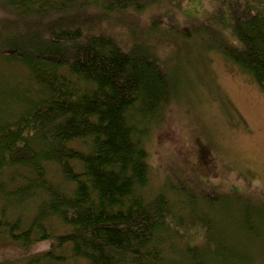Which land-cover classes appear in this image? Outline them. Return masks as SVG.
<instances>
[{"label": "trees", "instance_id": "16d2710c", "mask_svg": "<svg viewBox=\"0 0 264 264\" xmlns=\"http://www.w3.org/2000/svg\"><path fill=\"white\" fill-rule=\"evenodd\" d=\"M81 1L0 0V251L14 264H174L183 197L149 193L144 141L174 84L148 46L124 50L88 32L111 18L121 28L152 0ZM244 16L225 28L234 45L221 51L264 92V10ZM201 195L206 207L218 197ZM250 213L253 233L248 221L264 217ZM198 238L180 245L187 264H246L223 240ZM41 244L49 249L38 253Z\"/></svg>", "mask_w": 264, "mask_h": 264}, {"label": "rangeland", "instance_id": "374dc122", "mask_svg": "<svg viewBox=\"0 0 264 264\" xmlns=\"http://www.w3.org/2000/svg\"><path fill=\"white\" fill-rule=\"evenodd\" d=\"M245 8L264 10V0H152L143 12L122 19L121 28L111 18L88 31L108 32L124 50L135 42L148 46L174 84L171 101L144 139L149 193L172 200L169 188H175L183 197L184 209L173 210V226L183 234L181 244L172 243L174 264H187L182 247L200 246L199 234L214 247L223 240L246 264H264V222L248 221L253 233L244 224L250 212L264 217V92L221 51L234 45L224 38L225 28L232 32L249 21ZM201 194L218 197L206 207ZM204 224L206 229L199 226ZM6 243L0 238V248ZM48 249L41 244L36 252ZM10 255L0 251V264H14Z\"/></svg>", "mask_w": 264, "mask_h": 264}, {"label": "bare ground", "instance_id": "6f19581e", "mask_svg": "<svg viewBox=\"0 0 264 264\" xmlns=\"http://www.w3.org/2000/svg\"><path fill=\"white\" fill-rule=\"evenodd\" d=\"M156 124V123H155ZM148 161V160H147ZM148 165H149V163H148ZM150 171V170H149Z\"/></svg>", "mask_w": 264, "mask_h": 264}]
</instances>
